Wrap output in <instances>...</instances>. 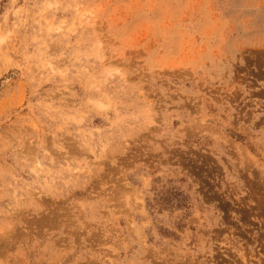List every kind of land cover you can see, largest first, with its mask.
<instances>
[{"label": "rangeland", "instance_id": "obj_1", "mask_svg": "<svg viewBox=\"0 0 264 264\" xmlns=\"http://www.w3.org/2000/svg\"><path fill=\"white\" fill-rule=\"evenodd\" d=\"M0 264H264V0H0Z\"/></svg>", "mask_w": 264, "mask_h": 264}]
</instances>
